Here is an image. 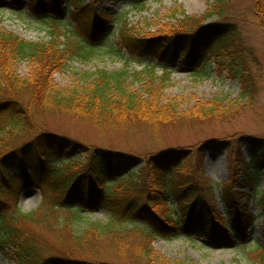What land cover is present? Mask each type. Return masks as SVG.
<instances>
[{
    "label": "trees",
    "instance_id": "trees-1",
    "mask_svg": "<svg viewBox=\"0 0 264 264\" xmlns=\"http://www.w3.org/2000/svg\"><path fill=\"white\" fill-rule=\"evenodd\" d=\"M224 1L216 0L220 4ZM28 2L36 15L46 16L50 23L47 41H27L0 29V252L10 253L14 264H135L134 259L138 263L141 259L145 264H168L153 253V239L170 240L185 234L202 237L210 248L248 244L255 217L242 201L245 190H253L255 182L264 178V135L241 136L235 144L222 139L206 141L194 149L161 148L144 159L92 148L81 163L75 158L86 150L85 145L50 134L38 125L43 114L55 113L89 121L99 129L108 125L123 130L143 127L150 135H158L161 128L175 125L180 118L190 123L229 120L252 108L259 76L250 73L241 48L232 47L237 37L234 30H228L230 23L204 25L214 14L222 18L224 11L215 6L203 16L194 17L182 8L174 9L168 18L172 23L165 32L147 35L118 22L112 11H94L87 18L82 14L85 6L76 1L70 21L75 25L72 28L82 30L83 42L61 39L60 23L49 17H59L67 0ZM261 3L255 4V11L258 25L264 29ZM115 23L117 44L149 59L143 70L132 74L126 69L117 73L96 70L84 74L78 85L65 90L56 86L54 75L71 60L95 61L103 56L101 44ZM209 51L217 59V75L226 73L240 84V97L232 101L229 97H214L187 112L179 110L176 100L162 104L163 87L170 82V64L182 60L185 66L195 69L194 77L203 78L208 72L204 66L203 70L197 67L209 60ZM20 63L30 66L28 75H19ZM157 69L161 71L159 76ZM133 76L139 81L138 90L129 83ZM234 147L257 149L259 155L244 167L238 190L234 176L220 186V200L227 209L220 213L215 188L199 169L201 159L194 155L201 158L217 149L232 155ZM31 152L36 157L32 163L27 159ZM140 162L141 168L135 174L134 168ZM27 187L40 191V205L50 195V208L42 205L36 212H24L14 205L8 209L2 201L5 192L17 195ZM259 203L264 211V192ZM63 206L68 208L66 214L51 213ZM97 209L109 216L107 223H89L82 230L75 229L85 221L83 212ZM40 210L45 215L38 216ZM134 219L144 220L151 232L133 244L129 241L132 231L123 232L121 225ZM262 223L264 227V219ZM38 224L54 240L34 236L28 228ZM261 234L264 238V228ZM253 244L264 258V247ZM102 249L106 254L99 256ZM109 253L114 255L110 257ZM104 258L110 261L102 262Z\"/></svg>",
    "mask_w": 264,
    "mask_h": 264
},
{
    "label": "rangeland",
    "instance_id": "rangeland-1",
    "mask_svg": "<svg viewBox=\"0 0 264 264\" xmlns=\"http://www.w3.org/2000/svg\"><path fill=\"white\" fill-rule=\"evenodd\" d=\"M76 1H80L85 6L82 14L87 18L94 11L101 13L112 11L118 22L127 23L129 27L142 30V33L147 35L165 32L172 23L168 18L169 13L174 9L182 8L188 16L201 17L211 7L216 6L218 11H224L223 17L214 14L204 22V25L209 27L224 22L230 23L228 30H234L237 37L236 44L232 47L241 48L250 73L259 76L255 103L252 108L235 114L229 120L211 119L190 123L180 118L174 122L175 125L170 123L168 127L161 128L158 135H150L143 127H131L123 130L108 125L99 129L89 121L60 116L55 113L43 114L38 124L39 127L50 134L74 139L86 146V150L75 158L76 162L83 163L87 160L92 148L134 156L140 155L144 156V159L147 154L157 152L161 148L194 149L206 141L222 139H225L229 144H235L234 142L241 136L264 135V29L259 27V19L255 11V4L261 3L260 0H225L221 4L216 0H67L59 17L55 15L49 17L60 23L61 28L58 32L61 34V39L70 37L76 41L84 42L85 39L80 33L82 30L77 27L72 28L75 25L70 21ZM261 6L264 7V2L261 3ZM261 12L264 14V11L261 10ZM49 27L50 23L46 20V16L36 15L29 8L28 0H21L17 4L12 0H0V29L10 31L27 41L45 42L48 40ZM112 27L114 29L118 27L117 23ZM114 29L106 35L101 44L103 56L95 61L71 60L63 71L54 75V84L61 89H68L78 85L84 74L93 73L96 70L117 73L126 69L130 74L142 71L149 59L120 47L117 44V28ZM209 55V60L197 67L202 69L204 66V70L208 72V75L203 78L194 77L195 69L185 66L182 60L176 59L170 64V82L166 87H163L162 104L166 105L169 100H176L179 110L187 112L198 104L206 105L214 97H229L230 101L240 97V84L232 80L226 73L218 76L217 59L211 51H209ZM151 63L155 64V61L152 60ZM17 69L20 76L28 75L31 70L26 63L18 64ZM155 71L158 76L161 75L159 69ZM138 82L134 76L129 80V83L133 84L131 87L134 90H138ZM233 151L232 155L230 151L226 152L221 149L209 151L201 158L199 154L194 155L195 159H201L202 162L198 168L210 178L211 186L215 188L217 207L220 213L227 210L220 200V186L226 184L234 176L235 189L238 190L244 177V167L259 155V150L248 147L242 149L234 147ZM27 159L32 163L36 157L31 152ZM53 162L58 163L57 160H53ZM140 168L141 162L135 166L134 173L137 174ZM245 191L246 196L242 203H247L249 212L255 217V225L250 231L249 245L241 244L238 247L224 245L219 248H210L202 237L190 238L188 235L181 234L170 240L153 239L151 242L153 253L168 264H260V260L264 264V258L259 256L260 250L255 249L253 244L264 247V238L261 234L264 228L262 223L264 211L259 203V198L264 192V178L260 177L255 182L253 190ZM13 193V191L5 192L2 198V201L9 207L8 209L14 205L24 212H36L42 205L44 209L50 208L51 196L47 195L44 203L40 205L42 196L40 191L34 187L22 188L17 195ZM67 209V206H63L60 209H55L56 213L51 210V213L61 216L67 213ZM74 209H76L75 206L72 210ZM37 214L41 216L45 215V212L40 210ZM82 214L85 215V221L76 225V230H82L89 223H107L109 221V216L100 209L94 212L86 211ZM28 229L34 233V236L45 241L54 240L51 233L41 224L31 225ZM150 229V225L141 219H134L124 223L123 226L121 225L123 232L132 231L135 233H131L129 238L133 244L146 238L147 233L151 232ZM98 254L101 256L106 253L102 249ZM111 255L114 254H110V257H112ZM134 260L135 264H145L141 259L140 263L137 259ZM109 261L104 258L102 262ZM0 264H14V259L10 253L5 255L0 252Z\"/></svg>",
    "mask_w": 264,
    "mask_h": 264
}]
</instances>
